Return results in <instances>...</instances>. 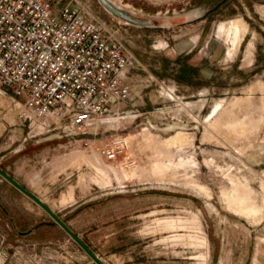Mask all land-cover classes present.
<instances>
[{"label":"rangeland","instance_id":"1","mask_svg":"<svg viewBox=\"0 0 264 264\" xmlns=\"http://www.w3.org/2000/svg\"><path fill=\"white\" fill-rule=\"evenodd\" d=\"M51 1L133 53L131 94L78 128L0 87V166L105 264H264V0ZM52 220L0 175V264H96Z\"/></svg>","mask_w":264,"mask_h":264},{"label":"built area","instance_id":"2","mask_svg":"<svg viewBox=\"0 0 264 264\" xmlns=\"http://www.w3.org/2000/svg\"><path fill=\"white\" fill-rule=\"evenodd\" d=\"M135 60L79 6L0 0V87L35 115H56L78 128L93 124L129 98L124 78Z\"/></svg>","mask_w":264,"mask_h":264},{"label":"water","instance_id":"3","mask_svg":"<svg viewBox=\"0 0 264 264\" xmlns=\"http://www.w3.org/2000/svg\"><path fill=\"white\" fill-rule=\"evenodd\" d=\"M101 2L113 13L118 16L127 18L129 20L135 19L127 12L123 11L119 7H117L114 3L110 0H101ZM0 175L6 179L10 184H12L15 188L19 191L24 193L26 196L31 198L35 201L38 205H40L53 219L52 221L46 222L48 225H59L61 226L70 237H72L80 246L81 248L92 258V260L96 264H105L86 244L85 242L75 233V231L37 194L29 190L25 187L22 183H20L17 179H15L10 173H8L2 166H0ZM42 225V224H40ZM38 225L37 227H39Z\"/></svg>","mask_w":264,"mask_h":264},{"label":"trees","instance_id":"4","mask_svg":"<svg viewBox=\"0 0 264 264\" xmlns=\"http://www.w3.org/2000/svg\"><path fill=\"white\" fill-rule=\"evenodd\" d=\"M227 0H221V4L225 3ZM186 62L181 67V73L177 76L178 80H184L185 82L190 83L191 75L194 73L195 78L199 76V69L195 65L193 66L191 63H188V59H185Z\"/></svg>","mask_w":264,"mask_h":264},{"label":"bare ground","instance_id":"5","mask_svg":"<svg viewBox=\"0 0 264 264\" xmlns=\"http://www.w3.org/2000/svg\"><path fill=\"white\" fill-rule=\"evenodd\" d=\"M237 27V26H236ZM238 28V27H237ZM236 33V32H235ZM234 35H236V34H234ZM236 42V41H235Z\"/></svg>","mask_w":264,"mask_h":264},{"label":"crops","instance_id":"6","mask_svg":"<svg viewBox=\"0 0 264 264\" xmlns=\"http://www.w3.org/2000/svg\"><path fill=\"white\" fill-rule=\"evenodd\" d=\"M21 99H23V98H21Z\"/></svg>","mask_w":264,"mask_h":264}]
</instances>
